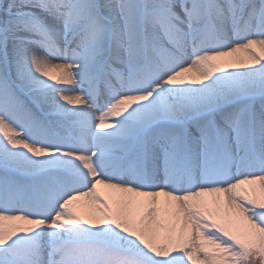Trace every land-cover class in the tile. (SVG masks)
I'll use <instances>...</instances> for the list:
<instances>
[{"label": "snow or ice", "instance_id": "6c2138e0", "mask_svg": "<svg viewBox=\"0 0 264 264\" xmlns=\"http://www.w3.org/2000/svg\"><path fill=\"white\" fill-rule=\"evenodd\" d=\"M0 264H264V0H0Z\"/></svg>", "mask_w": 264, "mask_h": 264}, {"label": "bare ground", "instance_id": "6f19581e", "mask_svg": "<svg viewBox=\"0 0 264 264\" xmlns=\"http://www.w3.org/2000/svg\"><path fill=\"white\" fill-rule=\"evenodd\" d=\"M237 55H243V54L241 53V54H237ZM104 191H107V190H104ZM78 207H79V210L81 212H85L86 213L87 211H89V207L87 205V202H79Z\"/></svg>", "mask_w": 264, "mask_h": 264}]
</instances>
